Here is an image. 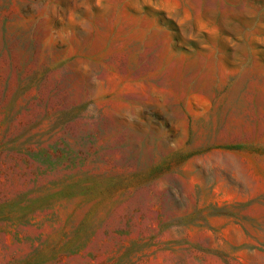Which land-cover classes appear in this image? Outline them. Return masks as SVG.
I'll list each match as a JSON object with an SVG mask.
<instances>
[{
    "label": "rangeland",
    "instance_id": "obj_1",
    "mask_svg": "<svg viewBox=\"0 0 264 264\" xmlns=\"http://www.w3.org/2000/svg\"><path fill=\"white\" fill-rule=\"evenodd\" d=\"M0 264H264V0H0Z\"/></svg>",
    "mask_w": 264,
    "mask_h": 264
}]
</instances>
